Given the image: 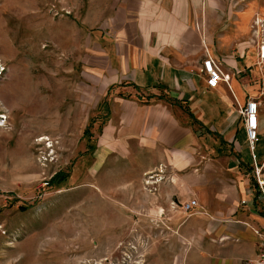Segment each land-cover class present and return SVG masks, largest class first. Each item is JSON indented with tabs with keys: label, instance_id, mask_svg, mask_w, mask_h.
<instances>
[{
	"label": "rangeland",
	"instance_id": "obj_1",
	"mask_svg": "<svg viewBox=\"0 0 264 264\" xmlns=\"http://www.w3.org/2000/svg\"><path fill=\"white\" fill-rule=\"evenodd\" d=\"M110 1L0 0V264H174V244L163 239L173 227H156L154 164L103 157L96 146L106 98L89 88L80 43L102 26ZM250 27L256 33L233 44H249L253 57L264 28ZM238 71L243 104L254 100L264 114L263 55ZM262 133L252 151L237 138L241 155L250 151V184L264 178ZM56 174L65 179L48 184Z\"/></svg>",
	"mask_w": 264,
	"mask_h": 264
},
{
	"label": "crops",
	"instance_id": "obj_2",
	"mask_svg": "<svg viewBox=\"0 0 264 264\" xmlns=\"http://www.w3.org/2000/svg\"><path fill=\"white\" fill-rule=\"evenodd\" d=\"M257 2L111 0L102 26L83 32V71L106 98L98 153L146 155L154 164L156 227H173L163 239L174 244V264H246L257 252L252 230L263 214L244 171L250 151L242 156L237 139L246 147L235 75L264 45L252 57L249 44H233L234 36L256 33L252 22L264 28ZM206 58L227 74L225 85L205 87ZM257 116L261 136L264 114ZM190 200L197 205L184 213L179 205Z\"/></svg>",
	"mask_w": 264,
	"mask_h": 264
},
{
	"label": "built area",
	"instance_id": "obj_3",
	"mask_svg": "<svg viewBox=\"0 0 264 264\" xmlns=\"http://www.w3.org/2000/svg\"><path fill=\"white\" fill-rule=\"evenodd\" d=\"M201 71L204 75L205 87L208 89H214L221 82L222 76L218 64L214 61L206 58L201 62ZM258 102L254 100H248L245 102L242 109L239 110V114L243 117V128L245 132V138L250 151L253 150V145L257 141V123H258ZM253 158V155H252ZM253 178V191L254 201L261 205L262 209V225L258 229H253L254 235L258 239L257 252L253 259L248 260L246 264H264V178H260L258 173ZM241 205L245 204V201L240 202ZM196 202L190 200L186 203L180 204L179 208L184 213L190 212L192 208L196 207Z\"/></svg>",
	"mask_w": 264,
	"mask_h": 264
},
{
	"label": "trees",
	"instance_id": "obj_4",
	"mask_svg": "<svg viewBox=\"0 0 264 264\" xmlns=\"http://www.w3.org/2000/svg\"><path fill=\"white\" fill-rule=\"evenodd\" d=\"M64 176L61 174H56L55 176H53L49 181H48V184H54V183H57V184H60L63 180H64Z\"/></svg>",
	"mask_w": 264,
	"mask_h": 264
},
{
	"label": "bare ground",
	"instance_id": "obj_5",
	"mask_svg": "<svg viewBox=\"0 0 264 264\" xmlns=\"http://www.w3.org/2000/svg\"><path fill=\"white\" fill-rule=\"evenodd\" d=\"M262 48H263V46H262ZM259 53H261V51L259 52ZM262 55H263V57H264V49H263V51H262ZM225 80L227 81V79L225 78ZM40 140H43V137H41V139ZM40 140H38V141H40Z\"/></svg>",
	"mask_w": 264,
	"mask_h": 264
}]
</instances>
